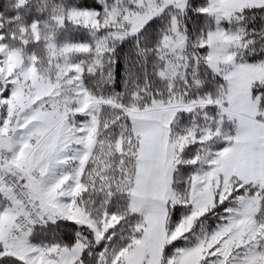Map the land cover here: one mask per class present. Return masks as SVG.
I'll return each instance as SVG.
<instances>
[{
  "label": "snow or ice",
  "instance_id": "obj_1",
  "mask_svg": "<svg viewBox=\"0 0 264 264\" xmlns=\"http://www.w3.org/2000/svg\"><path fill=\"white\" fill-rule=\"evenodd\" d=\"M253 9L264 0H6L0 264H264V24L248 26ZM69 23L90 42L61 40ZM129 38L127 87L105 93Z\"/></svg>",
  "mask_w": 264,
  "mask_h": 264
},
{
  "label": "trees",
  "instance_id": "obj_2",
  "mask_svg": "<svg viewBox=\"0 0 264 264\" xmlns=\"http://www.w3.org/2000/svg\"><path fill=\"white\" fill-rule=\"evenodd\" d=\"M71 3L77 5L81 8H102L104 4V0H70ZM111 2V0H109ZM203 0H198V3H202ZM5 3L6 0H0V11H5ZM253 13H256L255 18L249 23V27H256L259 28L262 24H264V19H262V15H264V9H253L251 10ZM11 14V13H6ZM189 23V29L191 30L196 27L192 24L191 21H187ZM163 21L160 18H157L153 24V29H158L162 26ZM156 36L153 35V40H155ZM61 40H67V41H73V42H90L92 37L90 36L89 30L87 28H84L82 26H74L73 24H67L66 27L61 31L60 34ZM264 55V54H262ZM116 57V63L114 67V84L111 85V87L105 86L104 92L110 93L113 91V89L116 92L122 91L124 87H127V85L124 83V71L126 68V65L128 63L129 58H132L133 63L135 62L134 58V49H133V40L129 38L125 42L118 45L115 52ZM79 57H77L78 59ZM91 83V81H89ZM185 210L183 208H180L179 206L172 211L171 215V222L170 227H173L179 220L181 213ZM217 222V218L215 216H212L209 214L208 219L206 221V226L209 230L215 227ZM61 235H63L65 232H67V236L65 238L70 237L72 234V227L71 222H69L67 225L62 223L60 225L59 229ZM51 233L42 232L39 234V238L43 239L44 236L50 235ZM194 242V241H193ZM186 244V241L181 239L178 241H174L172 245H169L166 248V252H171L173 247H183Z\"/></svg>",
  "mask_w": 264,
  "mask_h": 264
},
{
  "label": "rangeland",
  "instance_id": "obj_3",
  "mask_svg": "<svg viewBox=\"0 0 264 264\" xmlns=\"http://www.w3.org/2000/svg\"><path fill=\"white\" fill-rule=\"evenodd\" d=\"M174 226H175V225H174ZM174 226H173V227H174Z\"/></svg>",
  "mask_w": 264,
  "mask_h": 264
}]
</instances>
